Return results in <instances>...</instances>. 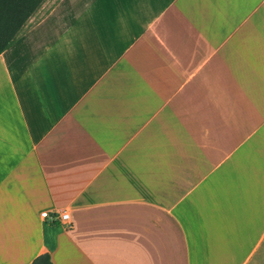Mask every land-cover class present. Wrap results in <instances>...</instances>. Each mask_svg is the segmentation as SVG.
<instances>
[{
  "label": "crops",
  "instance_id": "obj_1",
  "mask_svg": "<svg viewBox=\"0 0 264 264\" xmlns=\"http://www.w3.org/2000/svg\"><path fill=\"white\" fill-rule=\"evenodd\" d=\"M42 253L264 264V0H57L0 54V264Z\"/></svg>",
  "mask_w": 264,
  "mask_h": 264
},
{
  "label": "trees",
  "instance_id": "obj_2",
  "mask_svg": "<svg viewBox=\"0 0 264 264\" xmlns=\"http://www.w3.org/2000/svg\"><path fill=\"white\" fill-rule=\"evenodd\" d=\"M46 0H0V54L24 32L30 18ZM31 264H52L48 253L37 255Z\"/></svg>",
  "mask_w": 264,
  "mask_h": 264
},
{
  "label": "built area",
  "instance_id": "obj_3",
  "mask_svg": "<svg viewBox=\"0 0 264 264\" xmlns=\"http://www.w3.org/2000/svg\"><path fill=\"white\" fill-rule=\"evenodd\" d=\"M41 216L42 217H47L49 218L50 220H53V221H60L62 222L63 224H65L66 227H71V221L69 219V213L66 212V211H62V212H57V213H52V214H49L48 212L46 211H43L41 213Z\"/></svg>",
  "mask_w": 264,
  "mask_h": 264
},
{
  "label": "rangeland",
  "instance_id": "obj_4",
  "mask_svg": "<svg viewBox=\"0 0 264 264\" xmlns=\"http://www.w3.org/2000/svg\"><path fill=\"white\" fill-rule=\"evenodd\" d=\"M57 0H46L41 7L37 10V12L30 18L29 25L33 22L39 19L41 16H43L50 8L55 4ZM28 25V26H29Z\"/></svg>",
  "mask_w": 264,
  "mask_h": 264
}]
</instances>
